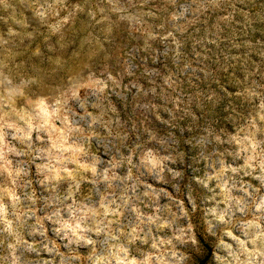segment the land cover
Returning a JSON list of instances; mask_svg holds the SVG:
<instances>
[{"label":"clouds","instance_id":"clouds-1","mask_svg":"<svg viewBox=\"0 0 264 264\" xmlns=\"http://www.w3.org/2000/svg\"><path fill=\"white\" fill-rule=\"evenodd\" d=\"M0 264H264V0H0Z\"/></svg>","mask_w":264,"mask_h":264}]
</instances>
